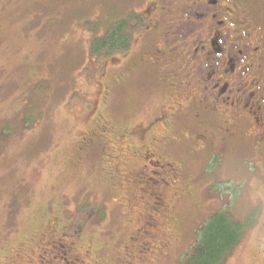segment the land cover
Instances as JSON below:
<instances>
[{"label":"rangeland","instance_id":"obj_1","mask_svg":"<svg viewBox=\"0 0 264 264\" xmlns=\"http://www.w3.org/2000/svg\"><path fill=\"white\" fill-rule=\"evenodd\" d=\"M139 2L0 0V264H82L67 253L65 263L59 256L67 249L46 238L75 222L81 224L75 243L90 246L87 264H182L207 217L222 208L252 216L264 199V180L250 175L249 137L225 122L206 124L201 111L182 110L169 130L174 146L166 151L186 159L183 181L191 188L182 185L184 198L170 216L164 207L155 211L159 200L143 191L153 189L135 179L142 162L117 155L126 134L137 146L149 142V131L140 132L170 100L166 89L147 83L155 69L141 63L150 54L133 55L136 67L125 81L127 55L99 57L89 49L111 22L135 8L142 12ZM131 30L134 49L142 39L144 50L148 42L162 43L159 33L140 39L139 29ZM161 132L151 127L150 133ZM192 146L207 149V156H191ZM255 217L256 226L220 264H264V208ZM171 220L180 240L159 250L167 239L162 224ZM131 235L133 246L126 242ZM134 248L144 260L128 256H136Z\"/></svg>","mask_w":264,"mask_h":264},{"label":"flooded vegetation","instance_id":"obj_2","mask_svg":"<svg viewBox=\"0 0 264 264\" xmlns=\"http://www.w3.org/2000/svg\"><path fill=\"white\" fill-rule=\"evenodd\" d=\"M139 1L145 2L144 10L141 12L136 8L132 9L120 20L127 23L130 31L139 29L140 39L149 32L161 34L159 37L162 38V43L154 45L148 42L144 50L142 39L141 45L135 49L131 44L127 49H116L113 53L127 55L125 64L128 73L125 81L136 67L129 61L135 58L133 55L138 56L142 52L150 54V58L141 63L148 71V67L155 69L154 80L147 83L152 87L166 89L167 99L170 100L158 110L159 113L144 127V131L140 132L143 136L149 131L144 138V141L149 142L137 146L131 142L130 135L126 134L120 139L117 155H125L136 164L137 161L142 162L134 176L139 182L145 180L150 189H153V192H149L140 188L159 200L155 202L158 206L155 211L159 213L165 209L170 216L174 202L184 198L182 185L187 191L191 190L190 185L188 187V183L183 181L186 178V159L179 157L174 160L171 152H167L165 148L174 146L169 130L173 131L174 127L176 129V117L182 110L201 111L206 124L218 126L225 122L230 126L229 130H240L249 137L253 143V168L250 175L256 182L264 180V0ZM137 25L139 28H136ZM160 70H165L167 75L158 76ZM176 92L179 94L176 95ZM153 125L157 129L161 128L162 132L150 133ZM216 131L227 132L219 128ZM232 139L233 134L230 135V140ZM198 153L202 155L197 156L205 158L207 149L204 151L192 146L191 156ZM125 179L133 182V178ZM262 189L264 195V181ZM263 208L264 199L261 198L255 205L252 216L256 218V212L260 214ZM254 220L251 225L255 227L256 219ZM173 221L162 224L167 239L159 243V250L165 246L171 247L180 240L171 226ZM143 223L158 227L154 219L150 221V218H145ZM80 225L75 222L66 227L67 230L54 232L46 237L53 248L59 249L56 247L58 245L61 249H67L59 256L65 263H68L67 255L72 263L80 261L87 264L90 260V246H78L75 243L77 240L72 238ZM133 239L134 235H131L126 242L130 243ZM130 245L133 246L131 243ZM127 247L128 245L124 246ZM135 249L136 256L133 252L128 256L144 260L140 256L141 251L137 248L133 250Z\"/></svg>","mask_w":264,"mask_h":264},{"label":"trees","instance_id":"obj_3","mask_svg":"<svg viewBox=\"0 0 264 264\" xmlns=\"http://www.w3.org/2000/svg\"><path fill=\"white\" fill-rule=\"evenodd\" d=\"M132 37L127 23L124 20H115L101 35L91 40L89 49L94 56H107L116 49H127ZM28 120L29 114L25 112V122ZM86 205L90 207V204ZM251 219V215L238 218L226 208L211 214L197 227L196 241L190 249L191 252L182 258V264H220L244 238Z\"/></svg>","mask_w":264,"mask_h":264}]
</instances>
